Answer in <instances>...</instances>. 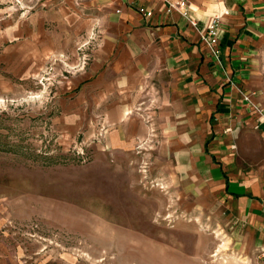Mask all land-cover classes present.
<instances>
[{
    "label": "crops",
    "instance_id": "0c3cea01",
    "mask_svg": "<svg viewBox=\"0 0 264 264\" xmlns=\"http://www.w3.org/2000/svg\"><path fill=\"white\" fill-rule=\"evenodd\" d=\"M44 1L62 14L80 4L99 23L88 64L62 90L86 101L97 145L150 158L187 211L234 217L243 262L264 250V0H185L196 27L170 7L178 0ZM214 15L216 57L204 40ZM8 29L0 24V89L35 72L28 34ZM7 248L0 264H33Z\"/></svg>",
    "mask_w": 264,
    "mask_h": 264
},
{
    "label": "rangeland",
    "instance_id": "374dc122",
    "mask_svg": "<svg viewBox=\"0 0 264 264\" xmlns=\"http://www.w3.org/2000/svg\"><path fill=\"white\" fill-rule=\"evenodd\" d=\"M60 6L0 0V24L28 34L35 71L0 89V243L33 264H241L234 217L187 211L150 158L97 145L86 101L62 90L99 23Z\"/></svg>",
    "mask_w": 264,
    "mask_h": 264
},
{
    "label": "built area",
    "instance_id": "2783aa9c",
    "mask_svg": "<svg viewBox=\"0 0 264 264\" xmlns=\"http://www.w3.org/2000/svg\"><path fill=\"white\" fill-rule=\"evenodd\" d=\"M170 7L174 10H177L181 13L184 17L188 18L190 24L193 27L197 26V23L192 21L188 16V4L185 0H178L175 3H171ZM220 25V16L214 15L206 25V36L204 40L207 42V44L210 47L211 53L213 56L218 55V50L215 48L218 44V29ZM242 264H264V250H260L257 252L255 257L250 260L249 262H243Z\"/></svg>",
    "mask_w": 264,
    "mask_h": 264
}]
</instances>
